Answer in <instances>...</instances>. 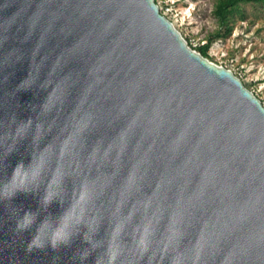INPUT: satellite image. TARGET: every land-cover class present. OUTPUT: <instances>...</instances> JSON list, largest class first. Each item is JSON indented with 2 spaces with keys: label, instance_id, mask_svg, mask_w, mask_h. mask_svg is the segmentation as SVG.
Returning a JSON list of instances; mask_svg holds the SVG:
<instances>
[{
  "label": "water",
  "instance_id": "95a60500",
  "mask_svg": "<svg viewBox=\"0 0 264 264\" xmlns=\"http://www.w3.org/2000/svg\"><path fill=\"white\" fill-rule=\"evenodd\" d=\"M0 264H264L262 102L156 0H0Z\"/></svg>",
  "mask_w": 264,
  "mask_h": 264
},
{
  "label": "rangeland",
  "instance_id": "374dc122",
  "mask_svg": "<svg viewBox=\"0 0 264 264\" xmlns=\"http://www.w3.org/2000/svg\"><path fill=\"white\" fill-rule=\"evenodd\" d=\"M206 1L156 0L160 12L189 38L193 49L204 44V37L214 28ZM208 53L210 61L231 70L264 106V24L238 22L229 35L211 44Z\"/></svg>",
  "mask_w": 264,
  "mask_h": 264
},
{
  "label": "trees",
  "instance_id": "16d2710c",
  "mask_svg": "<svg viewBox=\"0 0 264 264\" xmlns=\"http://www.w3.org/2000/svg\"><path fill=\"white\" fill-rule=\"evenodd\" d=\"M206 3L207 15L213 21L214 28L204 37L205 43L194 48L206 58H209L211 44L229 35L238 22L264 24V0H207ZM186 40L190 44L189 38Z\"/></svg>",
  "mask_w": 264,
  "mask_h": 264
},
{
  "label": "clouds",
  "instance_id": "9594fccd",
  "mask_svg": "<svg viewBox=\"0 0 264 264\" xmlns=\"http://www.w3.org/2000/svg\"><path fill=\"white\" fill-rule=\"evenodd\" d=\"M26 215H27V214H26ZM28 223H30V221H28L27 219H25L24 227H27ZM32 243H33V244H37V240L34 238V240H33ZM54 243H55V242H54ZM30 247H31V245H30Z\"/></svg>",
  "mask_w": 264,
  "mask_h": 264
}]
</instances>
